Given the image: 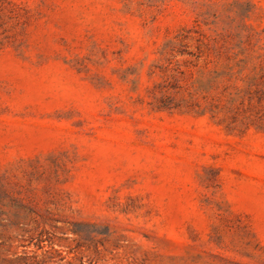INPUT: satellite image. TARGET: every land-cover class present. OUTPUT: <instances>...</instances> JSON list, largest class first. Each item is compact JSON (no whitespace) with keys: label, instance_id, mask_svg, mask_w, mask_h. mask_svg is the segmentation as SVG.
Masks as SVG:
<instances>
[{"label":"rangeland","instance_id":"1","mask_svg":"<svg viewBox=\"0 0 264 264\" xmlns=\"http://www.w3.org/2000/svg\"><path fill=\"white\" fill-rule=\"evenodd\" d=\"M0 264H264V0H0Z\"/></svg>","mask_w":264,"mask_h":264}]
</instances>
